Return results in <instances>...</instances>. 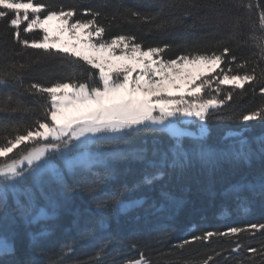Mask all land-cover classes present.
I'll return each mask as SVG.
<instances>
[{"label": "trees", "instance_id": "16d2710c", "mask_svg": "<svg viewBox=\"0 0 264 264\" xmlns=\"http://www.w3.org/2000/svg\"><path fill=\"white\" fill-rule=\"evenodd\" d=\"M43 2L56 8H76L73 20L89 19L84 14L86 9L101 12L98 23L103 24L106 31L99 39L110 40L127 33L142 41V47L171 45L158 58L174 59L194 52L218 53L223 47H229L237 63L247 61L246 70L254 69L257 79L246 82L243 89L223 87L222 94L231 91L232 98L218 109L210 110L215 116L205 122L206 135L201 137L193 128L181 127L190 133L183 142L190 150L203 143L220 153L234 150L237 142L244 139L254 151L258 150V140L264 137V121L244 122L230 117L264 107V94L260 92V85L264 83L261 79L264 54L249 39L253 34V22L258 21L259 9L255 5H264V0H251V10L244 7L250 0ZM126 8L150 14L160 12L155 23L163 20L167 26L157 29L149 23L117 17L109 28L111 16ZM238 18L239 27H235ZM24 27L21 25V39L42 38L39 30L24 33ZM13 31L7 21L0 20V69L14 71L18 77H8L7 83L0 84V143L23 133L36 119H43L46 101L40 93L33 94L35 90L29 91V86L65 78L75 66V58L58 50L45 52L25 47L15 39ZM79 64L84 69L91 67L83 61ZM232 67L235 69L236 65ZM93 71L98 73L97 69ZM219 71L217 68L216 74ZM171 143L169 133L141 128L128 131L120 139L90 145L93 154L107 166L106 169L104 165H97L94 171L105 175L107 170L111 175L94 193L88 191V185L96 176L69 177V183L78 187L67 197L57 196L50 217L40 224L27 223L10 197L11 215L0 222V230L15 234L16 259L24 264H125L127 259L143 253L150 264H203L209 255L213 259L208 264H264V256L259 251L255 254L248 251L249 248L264 250V230L250 228L252 224H264V195L258 187L255 190L244 188L239 194L232 191L236 184H257L264 170V160L258 154L249 160L230 156H217L212 161L194 159L183 168H166L164 175L152 185L143 184L146 168L137 154L143 150L151 159L154 147L167 149ZM122 185L133 189L123 197L125 202L141 198L144 202L123 209L111 205L98 211L95 200ZM161 191L169 196L162 198ZM231 227L248 230L235 235L213 236L208 241H192L206 231L225 232ZM39 231H43V236L33 240L30 234ZM185 240L191 242L183 249L175 247ZM237 243L243 247L233 251Z\"/></svg>", "mask_w": 264, "mask_h": 264}, {"label": "snow or ice", "instance_id": "6c2138e0", "mask_svg": "<svg viewBox=\"0 0 264 264\" xmlns=\"http://www.w3.org/2000/svg\"><path fill=\"white\" fill-rule=\"evenodd\" d=\"M244 7L251 10V0ZM255 7L259 9L258 21L253 22V34L249 39L264 54V5L257 3ZM76 14L77 9L74 7L56 8L43 0H0V20L7 21L13 28L17 41L25 47L42 49L45 52L57 49L75 58V66L67 77L47 84L32 83L29 86V91L35 90L33 94L40 93L46 101L43 119H36L31 126L25 127L23 133H17L0 143V222L8 220L11 215L8 203L10 197L27 223L36 225L47 220L56 206V197H67L78 187L69 183V177L82 174L96 176L88 185L90 193L96 192L111 172L106 170L105 175H100L94 171V167L104 165V161L91 153L89 146L120 139L132 130L143 128L167 132L173 140L167 149L154 147L151 159L143 150L137 154V159L145 164L146 171L142 179L145 185H152L162 177L166 168H183L194 159L212 161L217 156H230L249 160L258 154L264 160V137L259 138L256 151L244 139L239 140L238 146L229 152L217 153L203 143L194 145L190 150L183 142V138L190 133L178 127L184 118H195L200 122V136L204 137L207 133L205 122L215 116V112L210 110L225 105L233 95L229 91L219 97L222 91L219 85L230 84L234 88L243 89L246 82L256 81L255 70H246L247 61L237 63V57L229 47H223L218 53L194 52L174 59H153L161 57L171 45L142 47V41L127 33L116 35L110 40L98 39L93 42L90 39L93 35L102 37L106 31V27L98 23L101 12L86 9L84 14L90 17L86 20H73ZM160 16V12L150 14L126 8L122 12L117 10L111 16L108 27L120 17L129 22L140 21L163 29L167 26L166 21L155 23ZM70 20L73 22L70 23ZM51 21L58 22L55 29L47 26ZM25 22L24 33L40 29L43 32L42 38H33L31 41L21 39V25ZM239 23L240 18L237 19L235 27H239ZM65 34L70 43H64L58 48V44L63 43L62 37ZM80 45L84 46L82 50H78ZM117 48L121 49L119 56L116 55ZM100 53L107 55H97ZM112 58L132 63L111 69L108 66L112 63ZM79 61L91 67L84 69ZM233 64L236 65L235 69ZM186 66H207L209 71L216 68L220 71L215 78L209 76L201 79L185 72ZM23 67L20 65V68ZM94 69L99 70L98 73ZM241 69L245 71L241 72ZM134 72L136 75H133ZM8 77L18 79L16 72L0 69V84L7 83ZM197 79L199 84H196ZM213 79L217 83L214 89L216 94L206 91L211 87ZM261 79L264 80V72ZM182 86L191 99H185L183 94L179 97L171 93L164 94L168 87L179 91ZM260 92L264 94V83L260 85ZM230 118L244 122L257 119L264 121V107ZM257 187L260 194L264 195V170L261 171L257 184H236L232 186V191L239 194L244 188L255 190ZM132 191L127 185L107 191L102 198L95 200V207L102 212L111 205L123 209L131 204H142L143 198L125 202L123 197ZM160 195L162 198L169 196L164 191ZM250 228L264 230V224H252ZM247 230L231 227L225 232L206 231L201 236L193 237L192 241H208L213 236L235 235ZM30 235L33 240H37L43 236V231ZM190 242L185 240L175 247L183 249ZM241 247L243 245L237 243L233 251H238ZM71 250L69 247V252ZM248 251L254 254L259 251L264 256V250L249 248ZM16 256L15 234L0 230V264H24ZM212 259L213 256L209 255L203 264H208ZM125 264L150 262L140 253L136 258L127 259Z\"/></svg>", "mask_w": 264, "mask_h": 264}, {"label": "rangeland", "instance_id": "374dc122", "mask_svg": "<svg viewBox=\"0 0 264 264\" xmlns=\"http://www.w3.org/2000/svg\"><path fill=\"white\" fill-rule=\"evenodd\" d=\"M43 18V17H42ZM70 22V21H69ZM71 23V22H70ZM23 26H26V22L24 24H22ZM58 25V22L57 21H51L49 22V24L47 25L50 29H55ZM34 30H39L42 35H43V32L40 30V29H34ZM91 30V29H89ZM82 31V30H81ZM55 34V33H53ZM93 42H96L99 37H96L95 35H93L91 38H90ZM62 41L63 43L61 44H58V48L59 47H62L64 43H70V41L68 40V37L67 35L65 34L64 37H62ZM72 43H74L75 41H71ZM84 48L83 45H80L79 49L78 50H82ZM57 50V49H55ZM86 54H91V53H86ZM121 54V49L120 48H117L116 50V55L119 56ZM97 55H100V56H105L107 55L106 53H100V54H97ZM153 59H159L158 57H153ZM126 63H132V62H128V61H119V60H116L115 58H112V63L108 66L109 68L111 69H115V68H118V67H121L123 64H126ZM138 70V69H137ZM216 70L217 68L214 70V71H209L208 67L207 66H200L199 68H193L192 66H186L184 71L185 72H190L191 73V76L192 77H196V76H199L201 79H204V78H207L209 76L215 78V76L217 75L216 74ZM99 71V70H98ZM133 75H136V73L134 72ZM183 84V82H181ZM196 84H199V79L196 80ZM217 87V83H216V80L213 79V82H212V85L210 88H207L206 91L207 92H211L212 94H216L214 92V89ZM223 87H230V88H234L232 85L230 84H224V85H219V88L222 90ZM168 93H171L173 96L175 97H179L181 94L184 95L185 99H191V97H189L187 95V92L185 91L184 87L182 86L181 89L179 91H176L175 89H172L171 87H168L164 94H168ZM224 96V93L222 94V91H221V94L219 93V97H223ZM218 97V98H219ZM214 110V109H212ZM199 124L200 122L197 121L195 118H184L179 124H178V127H191L194 129V132L200 134V130H199ZM89 151L91 153H93L90 149ZM96 155V154H95ZM97 156V155H96Z\"/></svg>", "mask_w": 264, "mask_h": 264}]
</instances>
